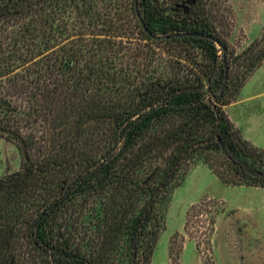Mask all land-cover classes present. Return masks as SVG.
Instances as JSON below:
<instances>
[{
    "label": "trees",
    "instance_id": "trees-1",
    "mask_svg": "<svg viewBox=\"0 0 264 264\" xmlns=\"http://www.w3.org/2000/svg\"><path fill=\"white\" fill-rule=\"evenodd\" d=\"M205 1L185 13L139 0V10L154 35L203 32L225 46ZM225 52L152 39L134 0H0V135L28 147L26 177L0 179V264H150L173 183L196 158L217 155L231 183L264 188V149L223 109L234 80ZM68 206L79 240L57 223Z\"/></svg>",
    "mask_w": 264,
    "mask_h": 264
},
{
    "label": "rangeland",
    "instance_id": "rangeland-1",
    "mask_svg": "<svg viewBox=\"0 0 264 264\" xmlns=\"http://www.w3.org/2000/svg\"><path fill=\"white\" fill-rule=\"evenodd\" d=\"M165 1L185 13L194 5L193 0ZM204 7L232 62L228 66L226 60L234 80L225 100H233L223 109L243 128L253 118L254 126L259 125L254 131L257 144L233 125L244 140L264 149V0H206ZM253 63L258 67L238 90ZM212 155L207 162L192 160L174 181L165 228L150 264H264V188L231 183L236 177L221 157ZM24 163L19 139L0 135V179L15 173L26 177ZM44 206L40 201L34 210L43 211ZM79 213L68 206L57 216L61 232L74 239L81 234L76 230L81 228ZM20 244L28 249L24 241Z\"/></svg>",
    "mask_w": 264,
    "mask_h": 264
},
{
    "label": "water",
    "instance_id": "water-1",
    "mask_svg": "<svg viewBox=\"0 0 264 264\" xmlns=\"http://www.w3.org/2000/svg\"><path fill=\"white\" fill-rule=\"evenodd\" d=\"M135 4V10L137 17L140 20V24L143 28V30L148 34L149 37H151L154 40H160V39H169V38H185V37H193V38H200V39H207L215 42L220 48H222L224 51H226V47L222 44L221 40L213 36L212 34H206L203 32H187V33H181V34H176L173 36H157L154 35L148 28L146 21L144 18L141 16L140 10H139V0H134ZM264 46V41L262 43V46ZM227 71V69H226ZM20 148L22 151V154L26 160H28V147L24 139H21L20 141ZM71 191L58 203L56 204L53 208H51L49 211L43 213L37 220L35 226H37L40 222H42L45 218H47L49 215L57 211L61 206L64 205V203L68 200L69 195Z\"/></svg>",
    "mask_w": 264,
    "mask_h": 264
},
{
    "label": "crops",
    "instance_id": "crops-1",
    "mask_svg": "<svg viewBox=\"0 0 264 264\" xmlns=\"http://www.w3.org/2000/svg\"><path fill=\"white\" fill-rule=\"evenodd\" d=\"M237 103V102H236ZM236 103H234V105L236 104ZM230 117V120L232 121V123H234L235 124V126L239 129V130H241L242 132H243V134H244V136L247 138V139H250L254 144H257V140H256V138L254 137V131L256 130L257 131V129H258V127L257 126H259V125H257V126H254V119L253 118H250L249 120H248V125H250V126H245L244 128L242 127V125H241V123L239 122V121H236L235 119H233V117H232V115H230L229 116ZM259 145H260V143H259ZM264 146V145H263Z\"/></svg>",
    "mask_w": 264,
    "mask_h": 264
},
{
    "label": "flooded vegetation",
    "instance_id": "flooded-vegetation-1",
    "mask_svg": "<svg viewBox=\"0 0 264 264\" xmlns=\"http://www.w3.org/2000/svg\"><path fill=\"white\" fill-rule=\"evenodd\" d=\"M193 3H194V4L196 3L195 0H193Z\"/></svg>",
    "mask_w": 264,
    "mask_h": 264
}]
</instances>
